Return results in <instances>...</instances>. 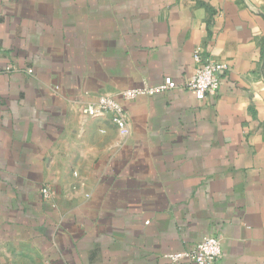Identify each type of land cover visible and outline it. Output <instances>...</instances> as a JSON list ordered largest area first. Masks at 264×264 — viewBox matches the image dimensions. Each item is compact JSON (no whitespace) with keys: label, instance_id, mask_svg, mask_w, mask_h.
<instances>
[{"label":"crops","instance_id":"0c3cea01","mask_svg":"<svg viewBox=\"0 0 264 264\" xmlns=\"http://www.w3.org/2000/svg\"><path fill=\"white\" fill-rule=\"evenodd\" d=\"M196 49L217 95L119 96ZM101 95L127 135L82 113ZM206 235L264 264V0H0V264H171Z\"/></svg>","mask_w":264,"mask_h":264},{"label":"built area","instance_id":"2783aa9c","mask_svg":"<svg viewBox=\"0 0 264 264\" xmlns=\"http://www.w3.org/2000/svg\"><path fill=\"white\" fill-rule=\"evenodd\" d=\"M194 67L192 72L177 83L171 76H165L157 85H143L123 90L119 96L124 101H130L140 96H155L172 89H183L191 92L199 102L208 97L217 95L220 86V74L227 68L225 64L203 57L201 51L193 52ZM81 111L88 117L110 115L119 133L128 134V116L120 101L109 95H101L92 103L82 105ZM44 199L51 198L48 187H43ZM221 256V240L217 236L206 235L190 250L172 253L169 255L171 264H216Z\"/></svg>","mask_w":264,"mask_h":264}]
</instances>
